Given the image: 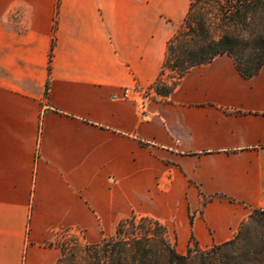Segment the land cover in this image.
<instances>
[{
	"label": "crops",
	"instance_id": "0c3cea01",
	"mask_svg": "<svg viewBox=\"0 0 264 264\" xmlns=\"http://www.w3.org/2000/svg\"><path fill=\"white\" fill-rule=\"evenodd\" d=\"M190 1L0 0V264H57L63 234L133 214L208 248L264 209V66L220 54L141 96Z\"/></svg>",
	"mask_w": 264,
	"mask_h": 264
},
{
	"label": "trees",
	"instance_id": "16d2710c",
	"mask_svg": "<svg viewBox=\"0 0 264 264\" xmlns=\"http://www.w3.org/2000/svg\"><path fill=\"white\" fill-rule=\"evenodd\" d=\"M218 1H190L182 26L167 44L161 75L152 85L156 94L168 96L192 67L220 54L230 56L246 79L264 66V0H226V34L209 40L201 11ZM166 70L176 74L171 85L163 82ZM67 249L61 248L57 264H264V212L254 209L235 237L221 244L201 248L192 236L185 253L177 250L162 223L136 214L121 220L113 236Z\"/></svg>",
	"mask_w": 264,
	"mask_h": 264
},
{
	"label": "rangeland",
	"instance_id": "374dc122",
	"mask_svg": "<svg viewBox=\"0 0 264 264\" xmlns=\"http://www.w3.org/2000/svg\"><path fill=\"white\" fill-rule=\"evenodd\" d=\"M213 6H206L204 7V9L201 11L203 16L205 17V36L206 38L210 39H219L221 38L223 35H225V31L223 28L226 27V15L225 12L226 10L230 9V4L229 2H226V0H219L218 2H216L215 4L212 3ZM227 28V27H226ZM228 31V29H227ZM175 78H176V74L171 72L170 70H166L165 75L163 76V82L166 85H171L173 82H175ZM142 97L144 98H148V99H152L156 96V92L154 90V88H150L146 91H144L141 94ZM200 195L202 196L203 202L207 203L208 201H210L212 199V196H205L203 193L200 192ZM253 211V210H252ZM190 218H193V215L190 216ZM117 224H115V228H116ZM115 228L113 231L109 232V231H104L102 229L99 230V232L96 235L97 239H101L110 235L115 234ZM168 234H169V238L170 240L175 243L176 247H178V238H177V234L176 231L173 227H169L168 229ZM86 234L84 231L82 230H73L71 232H68L66 234H63L62 236H60L58 238V245L64 250L67 248H70L72 246H74V244L76 243H84L86 238ZM95 238V239H96ZM197 241V240H196ZM86 243V242H85ZM190 244V239L188 240V242ZM187 244V245H189ZM188 247V246H186ZM68 250V249H67ZM180 251H182L183 253L186 252L187 248H183L180 249ZM69 254V252H67Z\"/></svg>",
	"mask_w": 264,
	"mask_h": 264
},
{
	"label": "built area",
	"instance_id": "2783aa9c",
	"mask_svg": "<svg viewBox=\"0 0 264 264\" xmlns=\"http://www.w3.org/2000/svg\"><path fill=\"white\" fill-rule=\"evenodd\" d=\"M130 94V90L129 89H125L124 93H123V97L127 98ZM261 212H264V209H259Z\"/></svg>",
	"mask_w": 264,
	"mask_h": 264
}]
</instances>
